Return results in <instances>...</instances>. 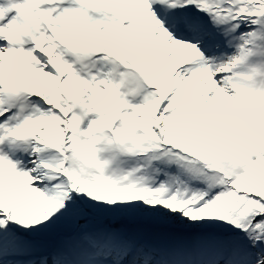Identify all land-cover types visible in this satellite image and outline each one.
<instances>
[{"label": "snow or ice", "instance_id": "obj_1", "mask_svg": "<svg viewBox=\"0 0 264 264\" xmlns=\"http://www.w3.org/2000/svg\"><path fill=\"white\" fill-rule=\"evenodd\" d=\"M0 264H264V0H0Z\"/></svg>", "mask_w": 264, "mask_h": 264}]
</instances>
